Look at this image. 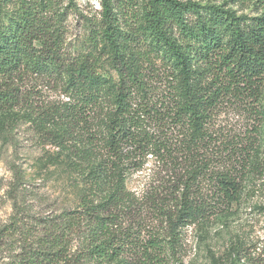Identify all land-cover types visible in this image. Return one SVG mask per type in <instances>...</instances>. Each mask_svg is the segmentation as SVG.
I'll use <instances>...</instances> for the list:
<instances>
[{
  "label": "trees",
  "instance_id": "trees-1",
  "mask_svg": "<svg viewBox=\"0 0 264 264\" xmlns=\"http://www.w3.org/2000/svg\"><path fill=\"white\" fill-rule=\"evenodd\" d=\"M62 1L0 0V134L27 77L58 84L67 100L22 117L59 149L48 162L78 177L79 201L27 221L32 212L16 200L0 231V264H164L182 228L206 226L241 201L245 172L234 174L222 152L236 146L218 140L211 124L228 105L250 106L264 124V12L248 18L192 0H100L71 49ZM148 155L185 167L166 196L138 198L127 187L137 158ZM247 161L243 169L257 166ZM144 213L163 224L146 244L132 222ZM14 235L24 238L20 252Z\"/></svg>",
  "mask_w": 264,
  "mask_h": 264
},
{
  "label": "rangeland",
  "instance_id": "rangeland-1",
  "mask_svg": "<svg viewBox=\"0 0 264 264\" xmlns=\"http://www.w3.org/2000/svg\"><path fill=\"white\" fill-rule=\"evenodd\" d=\"M192 1L223 6L248 18L259 17L264 12V0ZM61 8L66 13L67 43L72 49L84 39V17L93 18L97 14L101 9L100 0H75L73 4L64 0ZM20 87L17 95L21 102L11 109L15 115L1 119L4 132L0 134V231L12 222L16 200L25 202L32 212L27 221L32 216L75 207L79 201L78 177L70 174L60 161L48 162L49 157L57 156L59 149L44 130L22 117L29 109L57 107L67 98L58 84L42 77L29 76ZM262 97L264 99V91ZM254 112L257 111L248 105H228L221 108L211 124L218 140L226 142L228 147L236 146L222 152L226 161L234 160L228 165L234 174L245 172L241 201L234 204L229 213L213 218L206 226L182 228L179 247L161 258L164 264H213V260H218V264H264V124L252 115ZM252 158L257 166L243 169ZM136 161L141 168L129 172L127 187L138 198L155 192L161 197L168 195L176 174L185 173L183 165L170 163L161 156H141ZM132 222L134 226L141 224L136 236L139 243L144 244L151 233L163 226L147 213ZM23 239L20 235L11 236L17 252L21 250ZM237 251H240L239 256L233 255ZM128 260L130 264H139L134 259Z\"/></svg>",
  "mask_w": 264,
  "mask_h": 264
}]
</instances>
